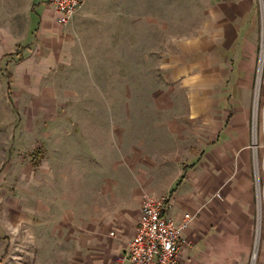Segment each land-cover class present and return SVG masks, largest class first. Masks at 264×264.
I'll list each match as a JSON object with an SVG mask.
<instances>
[{
	"label": "crops",
	"instance_id": "0c3cea01",
	"mask_svg": "<svg viewBox=\"0 0 264 264\" xmlns=\"http://www.w3.org/2000/svg\"><path fill=\"white\" fill-rule=\"evenodd\" d=\"M198 2L204 18L177 43L178 54L165 35L167 91L156 92V5L169 0H84L66 25L51 0H0V55L10 68L24 62L40 80L51 68L72 69L74 84L88 87L78 96L96 108L127 103L82 113L89 156L103 150L106 172L96 175L89 160L88 198L77 221L63 222V238L73 233L69 264H130L146 195L165 197L164 214L176 221L196 213L175 264H264V52L255 139L252 95L264 0ZM175 82L182 93L174 96Z\"/></svg>",
	"mask_w": 264,
	"mask_h": 264
},
{
	"label": "rangeland",
	"instance_id": "374dc122",
	"mask_svg": "<svg viewBox=\"0 0 264 264\" xmlns=\"http://www.w3.org/2000/svg\"><path fill=\"white\" fill-rule=\"evenodd\" d=\"M160 1L163 3L164 0ZM169 1L170 5H156V14L161 18L156 24V92L167 91L160 73V50L167 38L165 35L168 34L171 48L178 54L177 43L183 41L186 34H195L207 10L199 4L200 0H191L193 5L189 0ZM263 15L260 22L261 37L258 40L261 53L257 62L258 78L252 86L254 139L259 122V97L262 93L259 78L264 52ZM163 17L169 20L165 21ZM159 26H165L168 31L161 30ZM2 56L0 264H69L68 259L73 254V233L63 238L67 231L63 222L77 221L80 216L77 212L88 198V162L95 160L93 165L97 169L96 175L106 172L103 150H98L94 159L89 156L88 143L84 140L88 136L89 119L84 118L82 113L90 114L95 109L107 112L108 109H120L121 105L126 108L127 103L98 102L96 108L89 96H78L80 90L88 87L74 84V70L54 67L40 80L36 78L38 71L32 70L29 65L19 62L10 68L8 57ZM10 73L14 77L10 78ZM180 88L175 82L170 92L175 96L182 93ZM172 104L177 109H183V103L178 100ZM130 105L133 108V103L130 102ZM80 134L85 141V151L78 148H82L81 142L74 138ZM66 160L73 166L77 163L80 166H67L64 163ZM63 201L67 208L75 207L74 211L63 212L59 207Z\"/></svg>",
	"mask_w": 264,
	"mask_h": 264
},
{
	"label": "built area",
	"instance_id": "2783aa9c",
	"mask_svg": "<svg viewBox=\"0 0 264 264\" xmlns=\"http://www.w3.org/2000/svg\"><path fill=\"white\" fill-rule=\"evenodd\" d=\"M61 25L70 23L83 6L84 0H51ZM215 197H221L217 192ZM165 197L146 195L141 217L133 237L128 241L127 257L130 264H175L182 245L190 244L184 238L196 213L187 212L181 221L164 214Z\"/></svg>",
	"mask_w": 264,
	"mask_h": 264
}]
</instances>
